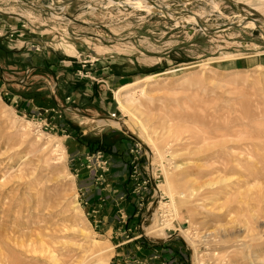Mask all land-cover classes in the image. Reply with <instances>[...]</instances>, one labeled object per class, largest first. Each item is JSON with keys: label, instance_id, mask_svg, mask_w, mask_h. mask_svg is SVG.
<instances>
[{"label": "rangeland", "instance_id": "obj_1", "mask_svg": "<svg viewBox=\"0 0 264 264\" xmlns=\"http://www.w3.org/2000/svg\"><path fill=\"white\" fill-rule=\"evenodd\" d=\"M16 84L49 111L0 97V264H264V0H0Z\"/></svg>", "mask_w": 264, "mask_h": 264}, {"label": "crops", "instance_id": "obj_2", "mask_svg": "<svg viewBox=\"0 0 264 264\" xmlns=\"http://www.w3.org/2000/svg\"><path fill=\"white\" fill-rule=\"evenodd\" d=\"M59 57L60 56H58L57 58H59ZM58 61L65 62L61 58H59ZM58 65H60V64H58ZM21 80L22 79H20V81ZM16 85L17 86H14L15 87L14 88V91H16L15 93H9V92L7 93L6 86L2 87L0 85V97H2V96L4 97V95H9L10 99L12 98V101L15 102L16 107H18L20 110L23 109V111H25V112H33V111H35L37 113L38 111H42V110L49 111L46 108H44L45 107V104L47 103L46 102V96L45 95H38V94L27 93L26 91H24V89L28 90L30 88V87H28V86H30L28 84H16ZM79 98H80V94L75 91V92H73L71 94V96L69 97V99H67V102L75 103ZM64 108H65L64 111H69V114L71 115V112L70 111L72 110L71 109L72 107H69L68 105H66V106H64ZM54 116H56V115H54ZM62 120H63V124H64L65 123L64 122V119H62ZM49 122L52 124V121L51 120H49ZM56 124L57 125H55V123L52 124L51 125L52 128L54 130H57V131L58 130H62L61 127H63V124L62 123H56ZM64 127H66V126H64ZM100 202H101V198H100L99 201H95L94 203H91L88 206L89 208L92 206L93 211H96L98 213V216H100L101 207H102V204ZM131 204L132 203L130 202L127 207L128 208H133ZM101 221L104 224V221L103 220H101ZM113 236L116 237L117 239H119L120 237L121 238L123 237L118 232H113L112 233V237ZM132 240H135V242L133 241L135 244L136 243H139L140 247H143V248L150 247V249L148 250L149 254L147 253V255H157V257L158 256L163 257V255H162L163 253L162 254H158V253H160V251L154 249L155 247L151 248L150 241L147 240L146 238H142L141 240H137V236H133L132 237ZM128 241L129 240H122L121 242L116 243L115 244V247L117 248L118 246H120L123 243H128ZM129 244L131 245L130 241H129ZM120 249L121 248L116 249L117 250V252L115 253L116 257L113 259V261H116L115 264H124V263L127 264V262H129V261H125V260L126 259L130 260V258L127 257L125 259V256L120 255V253L118 252V250H120ZM161 250H163V249L161 248ZM123 251H127V250L124 249ZM127 255H128V253H127ZM132 257H134V256H132ZM156 260H158V258ZM163 261L164 260H161V262H158V264H162Z\"/></svg>", "mask_w": 264, "mask_h": 264}, {"label": "bare ground", "instance_id": "obj_3", "mask_svg": "<svg viewBox=\"0 0 264 264\" xmlns=\"http://www.w3.org/2000/svg\"><path fill=\"white\" fill-rule=\"evenodd\" d=\"M186 1V0H185ZM147 2V1H146ZM145 3V2H144ZM145 5H147L146 3H145ZM190 17V16H189ZM191 18H193V17H191ZM191 18H190V20H191ZM189 19V18H188ZM194 20H195V18H194ZM200 29H202V28H200ZM149 78H151V77H149ZM139 100V97H134V98H132V101H138ZM123 105H125L126 107H129V106H131V104H128L127 102H125V101H123ZM134 108V107H133ZM135 109V108H134ZM123 124V123H122ZM112 125H114V126H119V125H121V123L120 122H112ZM142 133H143V135H144V137H146V139H148L149 140V132H147V131H142ZM56 147H58V146H56ZM228 166V165H230V162H229V160L228 161H224V163H223V166L225 167V166ZM187 166H188V164H183V165H176L175 166V168H179V170H180V168H182V169H186L187 168ZM230 168H232V166L230 167ZM176 170H178V169H176ZM157 210V209H156ZM154 214V213H153ZM151 232H153V231H151ZM52 260H53V258H51Z\"/></svg>", "mask_w": 264, "mask_h": 264}, {"label": "water", "instance_id": "obj_4", "mask_svg": "<svg viewBox=\"0 0 264 264\" xmlns=\"http://www.w3.org/2000/svg\"><path fill=\"white\" fill-rule=\"evenodd\" d=\"M75 0H64V3L65 4H70V3H72V2H74ZM217 31V30H216Z\"/></svg>", "mask_w": 264, "mask_h": 264}, {"label": "built area", "instance_id": "obj_5", "mask_svg": "<svg viewBox=\"0 0 264 264\" xmlns=\"http://www.w3.org/2000/svg\"><path fill=\"white\" fill-rule=\"evenodd\" d=\"M140 205V204H139Z\"/></svg>", "mask_w": 264, "mask_h": 264}]
</instances>
